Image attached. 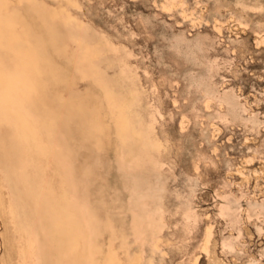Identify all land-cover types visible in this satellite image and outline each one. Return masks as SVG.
Listing matches in <instances>:
<instances>
[{"label":"rangeland","instance_id":"obj_1","mask_svg":"<svg viewBox=\"0 0 264 264\" xmlns=\"http://www.w3.org/2000/svg\"><path fill=\"white\" fill-rule=\"evenodd\" d=\"M43 1L106 41L114 62L135 74L142 106L159 111L160 167L155 174L148 167L163 211L155 241L141 244L126 224L129 194L116 181L110 150L96 170L116 214L120 256L139 255L143 264H264V0ZM205 88L234 97L237 115ZM2 232L0 220V241Z\"/></svg>","mask_w":264,"mask_h":264},{"label":"bare ground","instance_id":"obj_2","mask_svg":"<svg viewBox=\"0 0 264 264\" xmlns=\"http://www.w3.org/2000/svg\"><path fill=\"white\" fill-rule=\"evenodd\" d=\"M112 53L58 5L0 0V264H143L114 247L116 214L96 174L107 150L113 179L129 194L131 234L143 244L161 231V194L148 169L160 167L159 111L142 106L135 74ZM205 95L237 115L234 97L211 88ZM192 218L184 212L186 222Z\"/></svg>","mask_w":264,"mask_h":264}]
</instances>
